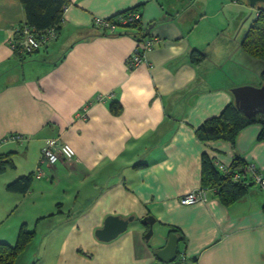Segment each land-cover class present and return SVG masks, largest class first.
Instances as JSON below:
<instances>
[{"label":"crops","instance_id":"obj_1","mask_svg":"<svg viewBox=\"0 0 264 264\" xmlns=\"http://www.w3.org/2000/svg\"><path fill=\"white\" fill-rule=\"evenodd\" d=\"M70 1L61 33L22 59L11 43L26 25L24 7L0 0V140L27 137L0 146V156L14 162L0 172V242L15 245L25 226L36 234L35 253L49 243V264H155L174 229L183 236L178 252L198 264H264V192L256 184L229 206L213 190L206 201L180 202L202 189L204 155L231 168L238 154L264 177L259 124L240 132L235 146L204 144L195 132L235 103V89L264 87V62L241 49L247 3ZM142 5V24L156 44L132 71L138 46L132 33L120 28L102 36L93 24ZM59 49L62 56L50 63L45 56ZM198 52L205 59L195 62ZM51 139L70 144L76 156L44 164L38 178L41 150ZM30 175L26 194L8 190ZM109 216L133 221L115 240L101 242L96 231ZM149 216L154 241H146L149 226L141 223Z\"/></svg>","mask_w":264,"mask_h":264},{"label":"trees","instance_id":"obj_2","mask_svg":"<svg viewBox=\"0 0 264 264\" xmlns=\"http://www.w3.org/2000/svg\"><path fill=\"white\" fill-rule=\"evenodd\" d=\"M25 10V22L26 25L22 28H28L34 30L39 36L45 35L49 30L54 29L59 35L62 30V23L64 19V13L71 5L70 0H19ZM144 5L136 7L135 9L120 13L116 16L109 17L111 23L118 25V29H128L134 36L138 43H141L149 38L150 28H146L142 24V20L129 23L127 25H120L119 21L123 18H127L133 13L140 14ZM94 29L102 36H114L107 33L100 27L94 25ZM23 29L18 31L14 40L15 49L14 52L18 54L22 59H26L38 53L42 48L27 52L22 46L23 43ZM117 29V30H118ZM47 45V44H46ZM241 49L250 57L258 59L264 62V8H259L255 15V19L252 21L246 36L241 43ZM199 53V52H198ZM194 55V61L204 60L205 56L201 53ZM264 79V72L262 75ZM112 112L115 115L121 113L120 107L116 104L112 105ZM259 124L262 126V130L259 136L260 141H264V114H259L253 118H247L236 106L231 104L226 107L222 114L218 117L208 119L204 122L195 132L196 137L202 143L227 141L235 146L236 140L240 132L246 127ZM247 164L241 156L235 154L233 164L231 166L232 174L225 176L217 170L212 161L207 158L206 155L202 159V177L201 188L204 190H213L220 201L229 206L236 201L243 198L246 194L248 184H255L253 178L247 171ZM7 167H14V162L9 156H0V172H4ZM240 175L244 181L236 182L233 179V175ZM32 185V175L25 176L17 179L8 185V190L21 195L26 194ZM171 233L176 235L179 242L183 240V236L178 230H171ZM36 234L33 231H29L23 226L19 232V236L15 245H9L0 242V264H18V259L26 251V249L34 242ZM180 255V253L178 252Z\"/></svg>","mask_w":264,"mask_h":264},{"label":"built area","instance_id":"obj_3","mask_svg":"<svg viewBox=\"0 0 264 264\" xmlns=\"http://www.w3.org/2000/svg\"><path fill=\"white\" fill-rule=\"evenodd\" d=\"M141 17L138 13H133L129 15L126 19L122 18L119 21L120 25H127L129 23L140 21ZM94 25L100 27L102 30L107 31L109 34H113L119 28L118 25L111 23L107 18H95ZM17 30V29H16ZM18 32V31H17ZM23 33V43L22 46L27 50V52L35 51L42 48L46 43L50 40L54 39L56 36V31L54 29L49 30L45 35H41L38 38L37 34L34 30L26 28ZM156 44V39L149 38L141 43H138L133 55L130 57L128 62V67L130 70L137 69L143 62L146 60L147 54L152 52ZM11 47L13 50L15 49L14 42L11 43ZM27 140V137L22 134H11L3 139L0 140V146L6 143H24ZM76 152L74 148L68 144L63 143L59 139H51L47 142V144L41 150V158L39 166L36 170L37 177H42V166L44 164L48 166L56 165L61 161H71L75 158ZM215 167L219 172L224 174L225 176H230L232 174V169L219 164L215 163ZM247 171L249 175L253 178L254 183L264 192V177L260 174L259 170L257 169L256 165L249 164L247 166ZM233 179L236 182L244 181L243 178L235 174L233 175ZM207 199V190L200 189L197 192H192L188 195H185L181 198L182 205H194L198 202L206 201ZM155 264H198L196 260H190L186 254L181 253L178 255L176 260L172 263H155Z\"/></svg>","mask_w":264,"mask_h":264},{"label":"water","instance_id":"obj_4","mask_svg":"<svg viewBox=\"0 0 264 264\" xmlns=\"http://www.w3.org/2000/svg\"><path fill=\"white\" fill-rule=\"evenodd\" d=\"M252 7L258 3H264V0H248ZM237 108L247 117L253 118L259 114H264V87L253 88L244 87L233 91ZM133 218L122 219L118 216H109L105 220L104 227L96 231V237L101 242H111L124 234ZM141 223L148 225L149 230L145 235L146 241L153 236V226L155 219L151 216L144 218ZM179 240L176 235H170L166 246L156 252V258L160 263H172L178 257Z\"/></svg>","mask_w":264,"mask_h":264},{"label":"rangeland","instance_id":"obj_5","mask_svg":"<svg viewBox=\"0 0 264 264\" xmlns=\"http://www.w3.org/2000/svg\"><path fill=\"white\" fill-rule=\"evenodd\" d=\"M232 1V0H231ZM245 1L247 4H249L248 0H243ZM241 4V3H239ZM247 4L243 3V6L246 7L247 9V20H246V25L248 26V28L250 27L252 21L255 19V15L257 13V10L259 8H264V3H258V5H256V7H252L250 4V6H248ZM229 10H225V13H228ZM234 16H236V14H234ZM44 48V47H42ZM62 49L57 50L56 52L52 53L50 56H45L47 59H49L50 63H54L57 62V60L62 56ZM50 54V51H49ZM44 54H41V57ZM263 75V74H262ZM263 78V77H262ZM153 237L151 240L154 241ZM34 243L31 244L26 251L22 254V256L18 259V264H49L50 260L49 258V253H48V246L49 243H44L42 246V249L38 248L37 253H35L36 248H34ZM40 253V254H39Z\"/></svg>","mask_w":264,"mask_h":264}]
</instances>
